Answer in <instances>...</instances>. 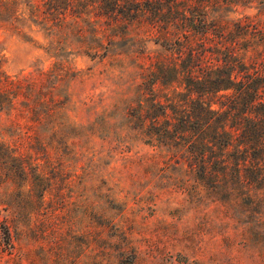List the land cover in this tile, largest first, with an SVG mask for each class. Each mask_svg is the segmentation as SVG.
I'll use <instances>...</instances> for the list:
<instances>
[{
  "label": "trees",
  "instance_id": "obj_1",
  "mask_svg": "<svg viewBox=\"0 0 264 264\" xmlns=\"http://www.w3.org/2000/svg\"><path fill=\"white\" fill-rule=\"evenodd\" d=\"M237 8L256 12L229 17ZM261 14L263 0H0L5 27L40 33L50 57L71 44L91 58H103L112 46L141 48L147 40L161 47L162 55L139 66L138 95L126 115L129 129L154 150L137 158L154 179L156 191L149 196L155 203L159 195L174 193L172 214L196 219L183 230L184 244L166 249L135 239L133 219L119 224L86 195L83 228L71 234L64 196L81 186L96 198L110 190L101 178L86 186L80 177L70 178L49 155L54 142L71 144L66 139L73 131L61 118L64 98L56 90L72 74L56 63L36 76L11 77L0 53V114L36 144L32 152L16 153L15 146L0 142V185H7L0 197L5 250L14 251L10 227L18 234L23 227L28 237L55 239L54 264H67L68 240L79 243L88 264H181L189 250L197 259L185 264H199L205 250L194 239L206 235L217 238L218 251L231 264L240 263L241 251L252 264H264ZM108 202L121 217L123 208ZM38 248L44 256L43 245Z\"/></svg>",
  "mask_w": 264,
  "mask_h": 264
},
{
  "label": "rangeland",
  "instance_id": "obj_2",
  "mask_svg": "<svg viewBox=\"0 0 264 264\" xmlns=\"http://www.w3.org/2000/svg\"><path fill=\"white\" fill-rule=\"evenodd\" d=\"M255 12L254 8H237L235 12H229L228 16L234 18ZM261 15L263 18L264 14ZM42 46L44 38L40 33L26 29L22 34H17L0 21L2 68L8 75L17 78L32 77L38 71L48 69L56 63H60L72 74L70 76L67 73L58 82L59 87L56 90L64 98L61 118L66 129L73 131L66 139L71 144L65 148L56 141L50 146L49 155L52 161L61 162L63 170L70 172L67 173L70 178L80 177L81 184L85 182V186L101 178L105 182L104 186L110 190L103 189V193L96 198L91 191L87 192L81 186L78 192L64 196L71 222V234L80 235L78 232L83 228L84 198L88 195L96 199V207L104 209L119 224L127 218L133 219L135 239L156 242L166 249H171L172 244H176L173 249L182 246L185 242L183 230L195 224L196 219L189 213L172 214L175 205L171 200L178 198L174 193L169 197L159 195L155 203L149 196L148 191H156L152 188L154 179L144 166L138 165L137 158L150 155L154 150L142 144L129 129L131 122L126 115L128 107L134 104L138 95L136 85L140 76L139 66H146L149 60L162 55L164 51L151 40H147L141 48L129 44L112 46L103 58H91L77 51L73 44L67 46L61 56L50 57ZM61 60L63 62H59ZM54 81L52 78L51 82ZM11 119L0 114V142L12 148L15 146L16 153L32 152L36 145L34 139L26 138L18 132L12 126ZM6 187L7 185H0V197ZM109 200L114 206L123 208L121 217L116 209L109 207ZM51 221H55V217ZM21 232L15 233L10 227L14 250L12 253L5 250L0 237V264H54L55 239L50 238L52 241L46 242L40 237H28L24 235L26 230L23 227ZM70 241L67 242L69 251L64 262L88 264V257L78 249L79 243L72 244ZM194 242L199 243L205 250L199 256V264H231L228 255L218 251L217 238L203 235L200 241L195 238ZM39 245H43L47 251L44 256L38 248ZM70 247L74 249L70 250ZM189 251L185 262L194 257L197 259ZM172 264H176V261L173 260ZM239 264H252L246 251H241Z\"/></svg>",
  "mask_w": 264,
  "mask_h": 264
}]
</instances>
